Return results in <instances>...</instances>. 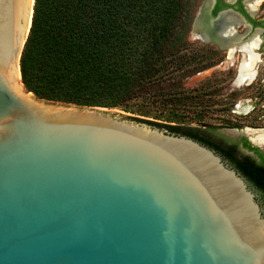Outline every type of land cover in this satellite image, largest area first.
Listing matches in <instances>:
<instances>
[{
  "label": "water",
  "instance_id": "water-1",
  "mask_svg": "<svg viewBox=\"0 0 264 264\" xmlns=\"http://www.w3.org/2000/svg\"><path fill=\"white\" fill-rule=\"evenodd\" d=\"M34 6L0 0V264H264V206L215 150L27 90Z\"/></svg>",
  "mask_w": 264,
  "mask_h": 264
},
{
  "label": "trees",
  "instance_id": "trees-1",
  "mask_svg": "<svg viewBox=\"0 0 264 264\" xmlns=\"http://www.w3.org/2000/svg\"><path fill=\"white\" fill-rule=\"evenodd\" d=\"M191 2L35 0L22 81L40 99L119 109L176 135L198 137L199 129L181 122L197 116L202 100L183 87L186 72L205 58L184 53L183 20ZM238 165L264 196V172Z\"/></svg>",
  "mask_w": 264,
  "mask_h": 264
},
{
  "label": "flooded vegetation",
  "instance_id": "flooded-vegetation-1",
  "mask_svg": "<svg viewBox=\"0 0 264 264\" xmlns=\"http://www.w3.org/2000/svg\"><path fill=\"white\" fill-rule=\"evenodd\" d=\"M192 27L196 37L210 43L208 45L215 46L223 53L222 57L233 68L235 77L233 85L235 87H252L255 83L258 84L259 77H264V0H202L196 14H194ZM257 39L258 47L252 49V53L258 59L256 73H254L255 78L250 83L241 82L238 84L240 67L249 60V54H246L243 48L249 47L250 42ZM231 51L232 56H230ZM260 81L264 83V79H260ZM258 97L259 101H262L264 91ZM261 107L258 108L256 103L244 101L235 103L232 109L233 113L238 116H245L251 121L246 125L233 120L231 124L222 127L236 129L232 132L235 135L230 133L231 137L226 135L225 130L212 129V127L199 129L198 137L177 134L190 137L215 150L248 181L264 206L262 191L248 180L238 165L239 162H246L252 170L257 168L264 172V143H259L252 139L251 134H246L249 130L264 132V122L262 121L264 115L257 117V119L255 117L257 108L262 109L261 111L264 113V104ZM244 128V135H239Z\"/></svg>",
  "mask_w": 264,
  "mask_h": 264
},
{
  "label": "rangeland",
  "instance_id": "rangeland-1",
  "mask_svg": "<svg viewBox=\"0 0 264 264\" xmlns=\"http://www.w3.org/2000/svg\"><path fill=\"white\" fill-rule=\"evenodd\" d=\"M201 2L202 0H192L191 2L190 13L183 20V22L186 21L183 39L186 41L184 53L191 57L197 55L204 56L205 58H200L203 62L199 63L196 68L193 69H200L201 67L202 70L200 72H194L193 70L186 72L183 77L188 78L184 79L183 87L189 91L195 90L194 92L197 93L198 97H202V100H200V104L197 107V116L184 118L181 122L182 124L197 129H203L204 127H212V129L220 128L221 131L225 130L228 137H231L230 133L234 132L236 129L222 127L229 125V123L231 124L233 120H237V123H245L246 125L251 121V119L245 116L234 114L232 111L234 104L239 101H244L253 104L256 103L258 108H262L261 106L264 104V99L259 101L258 96L264 91V86H262L264 83L260 81V79H264V77H259L258 84L255 83L252 87L243 86L237 88L233 85L235 78L233 74L234 71L230 63L226 62L222 57L223 53L216 49L215 46L208 45L210 43H206L203 39L196 37V33H193V17ZM258 108L255 114L256 119L264 115L261 111L262 109L259 110ZM109 110L123 112L119 109ZM125 114L131 115L129 113ZM150 120L154 119L150 118ZM157 121L167 123V121H163V119ZM262 121L264 122V117ZM169 124L175 125L178 124V121H176V123L169 122ZM244 131L245 128L240 131L239 135H244ZM234 137L239 138L240 136Z\"/></svg>",
  "mask_w": 264,
  "mask_h": 264
},
{
  "label": "bare ground",
  "instance_id": "bare-ground-1",
  "mask_svg": "<svg viewBox=\"0 0 264 264\" xmlns=\"http://www.w3.org/2000/svg\"><path fill=\"white\" fill-rule=\"evenodd\" d=\"M32 17H33V15H32ZM257 42H258V39L256 41L253 40V41L250 42V46L249 47H244L243 48V51L246 54H249V60L247 61V63L242 64V66L240 67V77L237 80L238 83H241V82L242 83H247V82L250 83L255 78L254 77V73H256V67H257V64H258V59H257L256 55H254L252 53V49L255 48V47H258ZM230 56H232V51H231V55ZM19 74H20V78H21L20 71H19ZM246 134H251L253 136L252 137L253 140H255V141L259 142V143H264V132L249 130V131L246 132Z\"/></svg>",
  "mask_w": 264,
  "mask_h": 264
}]
</instances>
